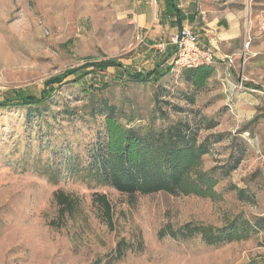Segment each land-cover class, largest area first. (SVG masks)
I'll return each instance as SVG.
<instances>
[{
	"label": "rangeland",
	"instance_id": "rangeland-1",
	"mask_svg": "<svg viewBox=\"0 0 264 264\" xmlns=\"http://www.w3.org/2000/svg\"><path fill=\"white\" fill-rule=\"evenodd\" d=\"M234 4L241 44L211 49L217 71L195 92L175 55L167 61L175 47L161 52L149 43L133 0H0V102L39 97L48 78L89 62L114 58L144 76L172 67L159 82L129 80L115 67L79 82L71 74L45 104L0 106V264H264V230L221 246L162 234L190 222L222 227L237 215L264 217V0ZM104 103L128 126H159V108L188 119L199 141L210 142L204 170L240 157L216 187L220 195L131 197L97 185L86 172L104 140ZM204 118L217 125L205 128ZM58 191L76 198L72 214H62ZM99 194L108 196L111 217Z\"/></svg>",
	"mask_w": 264,
	"mask_h": 264
},
{
	"label": "trees",
	"instance_id": "trees-1",
	"mask_svg": "<svg viewBox=\"0 0 264 264\" xmlns=\"http://www.w3.org/2000/svg\"><path fill=\"white\" fill-rule=\"evenodd\" d=\"M92 67L90 72L87 69ZM109 67H115L119 74L135 82L143 80L159 82L170 74L172 67L161 69L158 66L146 76L141 72H131L127 66L117 59L101 62H89L85 66L68 70L62 74L51 76L45 81V89L41 95H25L15 93L13 98H6L0 106H26L45 104L53 96V86L62 85L71 74L75 75L74 82H79L87 73L103 72ZM83 71V72H81ZM86 71V72H85ZM217 68L212 63H202L194 67H184L185 80L197 92L206 87ZM122 75V76H123ZM187 99L194 102V96ZM104 115L105 136L99 144L92 158L91 167L86 175L97 185H108L121 193L131 197L156 192H167L173 195H195L204 198H217L220 193L216 190L222 179L231 175L234 164L203 169L204 156L210 152V142L199 141L198 133L188 119L173 120L162 108L163 123L159 126H128L119 119L116 106L104 103L101 105ZM205 128H213L217 122L204 118ZM223 134L216 136V141L223 138ZM236 188V186H233ZM241 198H246V190H238ZM249 197V196H248ZM55 199L62 207V214H72L77 200L63 191L55 193ZM98 200L103 205L107 215L112 216V206L106 194H99ZM264 230V217L255 221L237 215L222 227H215L206 223L190 222L175 229L170 227L163 235L172 239L190 240L199 237L207 245L221 246L233 241L249 239L254 233ZM125 253L124 241L118 245L120 257Z\"/></svg>",
	"mask_w": 264,
	"mask_h": 264
},
{
	"label": "crops",
	"instance_id": "crops-1",
	"mask_svg": "<svg viewBox=\"0 0 264 264\" xmlns=\"http://www.w3.org/2000/svg\"><path fill=\"white\" fill-rule=\"evenodd\" d=\"M135 21L155 46L182 28L193 29L203 47L221 54V47L241 44L242 21L238 0H133ZM229 3L222 8V4ZM226 8L228 11H225ZM222 11V12H221ZM174 53L167 61L173 58Z\"/></svg>",
	"mask_w": 264,
	"mask_h": 264
},
{
	"label": "built area",
	"instance_id": "built-area-1",
	"mask_svg": "<svg viewBox=\"0 0 264 264\" xmlns=\"http://www.w3.org/2000/svg\"><path fill=\"white\" fill-rule=\"evenodd\" d=\"M170 44L175 47L173 62L178 66L194 67L202 63H212L213 61L211 49L203 47L199 35L191 28H182L171 36L169 42L162 41L157 44V48L159 51L164 52ZM249 45L250 42H248L247 46Z\"/></svg>",
	"mask_w": 264,
	"mask_h": 264
}]
</instances>
